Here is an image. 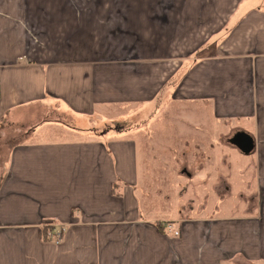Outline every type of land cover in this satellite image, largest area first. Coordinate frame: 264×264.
Masks as SVG:
<instances>
[{"label":"crops","instance_id":"obj_1","mask_svg":"<svg viewBox=\"0 0 264 264\" xmlns=\"http://www.w3.org/2000/svg\"><path fill=\"white\" fill-rule=\"evenodd\" d=\"M0 140V264H264V0H0Z\"/></svg>","mask_w":264,"mask_h":264},{"label":"rangeland","instance_id":"obj_2","mask_svg":"<svg viewBox=\"0 0 264 264\" xmlns=\"http://www.w3.org/2000/svg\"><path fill=\"white\" fill-rule=\"evenodd\" d=\"M17 3L18 5H21L24 3V0H17ZM18 14H22V11L20 10V7L18 6ZM176 111L175 113L178 112V106L175 105L173 106ZM171 107V108H173ZM126 110H121V113L122 112H125ZM154 108L152 109V111L150 113H148V111L146 112V119L147 120H150L151 119V116L152 114L154 113ZM113 113H116V112H113ZM162 113H169V109L168 108H165L164 110H162ZM103 115L105 114H100V113H95L93 115V117L95 118V120L98 122V120H102L103 119ZM128 115H133L132 113L128 114ZM113 118H116L118 116H120V114L118 115H111ZM109 116H107L106 118H108ZM123 118V116L121 115L119 117V119ZM115 120L112 119V122L110 120V122L108 123L109 126H115L117 123L114 122ZM119 121V125L121 124H127L129 123V120H118ZM135 121V118L134 120ZM151 121V120H150ZM149 121V122H150ZM137 124V122H133L132 123V126L133 128H135V125ZM147 127L149 128H152L153 126V123H150L148 125H146ZM7 139V138H6ZM7 140L9 141H15V140H21V138H8ZM12 141V142H13ZM18 142V141H17ZM225 145L222 146V148L225 149V155L228 157V160L232 161L234 163V175H235V178L236 180L234 181L235 182H239V184L235 185L233 188L237 190V188H239V191L241 193H246V195H244V198L246 197L247 198V202L245 201H238V200H230V202H225V203H218V202H214L212 201L213 200V195H212V190L211 188L210 191H209V194H210V200L208 201V203H205L203 197H204V194H202L201 192V189H197V196H194L193 198L196 200L194 202V206L196 208L200 206H206L204 209L205 210H202V211H210V209H212V207L216 204V205H219V206H228V208L226 209H223L221 208L220 212L223 213V211H231V212H234V213H241V212H245V210L247 209V207H253L255 204H256V199H255V196L252 195V193H254V190L255 191H258L257 190V179L259 177V170H258V166H257V159H258V155L254 152V153H251V154H244L242 153L238 148L236 147H232L230 146V144L228 143V141H225ZM0 143H5L4 141L0 140ZM229 144V145H228ZM2 145V144H0ZM261 160V159H259ZM237 165H240L241 166V173L238 172L237 170ZM214 174H218L219 171H214L213 172ZM240 173V174H239ZM163 178V177H162ZM192 184H199V181H197V179H194ZM250 195V196H249ZM203 204V205H202ZM250 204V205H249ZM238 208H241L242 211H238ZM250 208V210H251ZM197 211V209L195 210V212ZM224 213H227V212H224Z\"/></svg>","mask_w":264,"mask_h":264},{"label":"water","instance_id":"obj_3","mask_svg":"<svg viewBox=\"0 0 264 264\" xmlns=\"http://www.w3.org/2000/svg\"><path fill=\"white\" fill-rule=\"evenodd\" d=\"M229 141L244 154L254 152L255 139L250 133H246V131H239Z\"/></svg>","mask_w":264,"mask_h":264},{"label":"built area","instance_id":"obj_4","mask_svg":"<svg viewBox=\"0 0 264 264\" xmlns=\"http://www.w3.org/2000/svg\"><path fill=\"white\" fill-rule=\"evenodd\" d=\"M167 229L170 232L174 233L176 236L180 235V230L174 228V226L172 224H167ZM62 232H63V228L59 229L58 231L51 230V231L48 232L47 236H48L49 239H51L54 242L58 243L62 239Z\"/></svg>","mask_w":264,"mask_h":264},{"label":"trees","instance_id":"obj_5","mask_svg":"<svg viewBox=\"0 0 264 264\" xmlns=\"http://www.w3.org/2000/svg\"><path fill=\"white\" fill-rule=\"evenodd\" d=\"M47 235H46V233H45V237H46Z\"/></svg>","mask_w":264,"mask_h":264}]
</instances>
